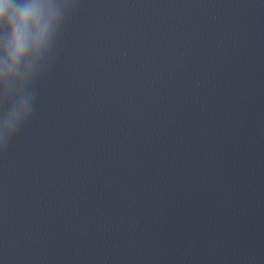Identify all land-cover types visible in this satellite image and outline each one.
<instances>
[{
	"label": "clouds",
	"instance_id": "clouds-1",
	"mask_svg": "<svg viewBox=\"0 0 264 264\" xmlns=\"http://www.w3.org/2000/svg\"><path fill=\"white\" fill-rule=\"evenodd\" d=\"M76 0H0V152L31 120Z\"/></svg>",
	"mask_w": 264,
	"mask_h": 264
}]
</instances>
